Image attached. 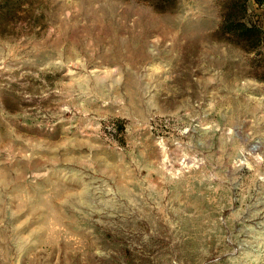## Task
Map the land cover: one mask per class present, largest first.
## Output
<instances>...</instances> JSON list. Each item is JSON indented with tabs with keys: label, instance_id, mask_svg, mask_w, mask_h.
Listing matches in <instances>:
<instances>
[{
	"label": "rangeland",
	"instance_id": "374dc122",
	"mask_svg": "<svg viewBox=\"0 0 264 264\" xmlns=\"http://www.w3.org/2000/svg\"><path fill=\"white\" fill-rule=\"evenodd\" d=\"M0 264H264V5L0 0Z\"/></svg>",
	"mask_w": 264,
	"mask_h": 264
},
{
	"label": "trees",
	"instance_id": "16d2710c",
	"mask_svg": "<svg viewBox=\"0 0 264 264\" xmlns=\"http://www.w3.org/2000/svg\"><path fill=\"white\" fill-rule=\"evenodd\" d=\"M257 4L264 5V0H255ZM239 25H242L241 23ZM245 25V24H244Z\"/></svg>",
	"mask_w": 264,
	"mask_h": 264
},
{
	"label": "crops",
	"instance_id": "0c3cea01",
	"mask_svg": "<svg viewBox=\"0 0 264 264\" xmlns=\"http://www.w3.org/2000/svg\"><path fill=\"white\" fill-rule=\"evenodd\" d=\"M254 2H255V0H254Z\"/></svg>",
	"mask_w": 264,
	"mask_h": 264
}]
</instances>
